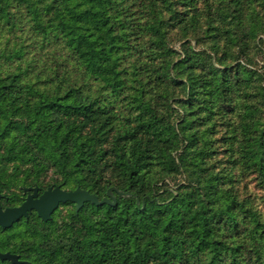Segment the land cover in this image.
I'll return each instance as SVG.
<instances>
[{
  "label": "trees",
  "instance_id": "trees-1",
  "mask_svg": "<svg viewBox=\"0 0 264 264\" xmlns=\"http://www.w3.org/2000/svg\"><path fill=\"white\" fill-rule=\"evenodd\" d=\"M256 3L0 0V163L110 202L30 221L6 250L28 264H264Z\"/></svg>",
  "mask_w": 264,
  "mask_h": 264
},
{
  "label": "rangeland",
  "instance_id": "rangeland-1",
  "mask_svg": "<svg viewBox=\"0 0 264 264\" xmlns=\"http://www.w3.org/2000/svg\"><path fill=\"white\" fill-rule=\"evenodd\" d=\"M259 1L260 0H250V2H257L256 5H258V6H264ZM177 46H179V45H176L175 48H177ZM250 46H251V49H250L251 55L253 56V64L252 65L255 68H258L259 70H262L264 68L263 54H262V53H264V35L259 34L253 40V42ZM200 49H201V47H199L197 50L199 51ZM215 65H217V64L215 63ZM29 170H30V167L28 165H26V166L18 165V167H16L15 165H12V164L4 165L3 163H0V181H5V184L8 187L11 186V184H13L16 187L20 186L21 184H23L24 186L25 185H35V184H39L40 186H46V183L48 181V178H47L48 175L47 174L40 173L37 181H33L30 178H28V176H27L30 173L32 174V171H33V170H30V171ZM27 171H28V174L26 173ZM55 188H59L63 192H69V191L75 190V189L69 190L66 188H61L57 185ZM55 188H53V189L50 188V189L54 190ZM46 191H48V189ZM68 204H70V205H68ZM73 212H75L74 203H70V202L58 203V205L54 208V210L52 211L50 216L52 215V218H53V216L55 215L56 220L59 222L62 219V217H65V216H67ZM48 221H50V220H48ZM48 221H42V222H48ZM36 228H37L36 230L39 233H41V232L43 233L44 229L41 225L39 227H36ZM18 231L19 230L14 228L11 230H7L4 233H0V253H2V254H4V253L10 254L11 253V255L13 254L12 252L6 250L7 245L5 246L4 239L6 240V239L11 238V237L19 236ZM11 242H15V240H13ZM10 248H11V245H10ZM14 254H16V253H14ZM15 256H18V259L20 260L19 254L15 255ZM0 262L10 263L9 261H0Z\"/></svg>",
  "mask_w": 264,
  "mask_h": 264
},
{
  "label": "water",
  "instance_id": "water-1",
  "mask_svg": "<svg viewBox=\"0 0 264 264\" xmlns=\"http://www.w3.org/2000/svg\"><path fill=\"white\" fill-rule=\"evenodd\" d=\"M108 196L110 197L109 194ZM65 202L74 203L76 214L80 208H82L84 203H91L95 206L110 204L107 199H103L99 202L95 196L90 195L88 192L80 190L79 188L69 192H63L59 188H55L54 190L48 189V191L44 192L40 197L37 203H32L30 205L26 203L20 209L8 210L6 212H2L0 209V226L4 229L8 228L11 225V221L17 219L19 214L23 211V208L28 210L35 209L38 217L42 221H48L51 219L50 214L58 203ZM0 261H9L11 264H28L27 262L20 261L18 256L9 253H0Z\"/></svg>",
  "mask_w": 264,
  "mask_h": 264
},
{
  "label": "flooded vegetation",
  "instance_id": "flooded-vegetation-1",
  "mask_svg": "<svg viewBox=\"0 0 264 264\" xmlns=\"http://www.w3.org/2000/svg\"><path fill=\"white\" fill-rule=\"evenodd\" d=\"M55 187L56 185L40 186L39 184L25 186L21 184L18 187L11 184V186L8 187L5 181H0V209L2 212H6L8 210L20 209L26 203L28 205L37 203L47 189H53ZM30 221H41V219L38 217L35 209L28 210L23 208V211L19 214L17 219L11 221V225L8 228L4 229L0 226V233L16 228L19 230L18 234L23 235L28 230ZM12 255L17 254L13 253Z\"/></svg>",
  "mask_w": 264,
  "mask_h": 264
}]
</instances>
